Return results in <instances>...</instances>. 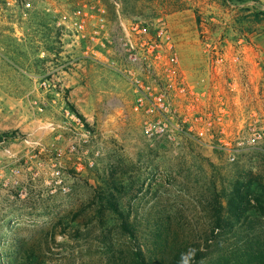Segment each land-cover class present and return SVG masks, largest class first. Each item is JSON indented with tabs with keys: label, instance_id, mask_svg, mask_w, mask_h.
Instances as JSON below:
<instances>
[{
	"label": "rangeland",
	"instance_id": "obj_1",
	"mask_svg": "<svg viewBox=\"0 0 264 264\" xmlns=\"http://www.w3.org/2000/svg\"><path fill=\"white\" fill-rule=\"evenodd\" d=\"M25 1L32 4L26 15L21 7L0 6V136L13 133L0 143V159L13 156L22 170L16 189L0 191L1 261L19 253V259L28 255L33 264H137L139 248L148 256L151 249L143 240L131 243L117 216L97 200L108 180L122 186L115 194L126 214L142 221L144 231L145 218L152 226L171 217V229L203 238L211 228L213 184L219 193L236 178L256 177L264 184V153L248 151L231 163L228 155L187 139L149 141L128 83L105 66L83 60L72 34L57 30L47 13L54 6L72 12L102 5L113 22L117 11L130 22H164L182 68L198 90L206 77L205 37L253 42L263 75L262 95L264 23H255L250 15L264 10V0H237L227 7L217 0H18L16 6ZM42 23L47 24L45 31ZM38 32L49 34L45 43L51 51ZM43 51L48 57L37 68L33 64ZM42 80L46 88L40 87ZM67 103L84 118L82 129L66 117ZM85 133H90L87 140ZM60 148L67 192L52 182L55 150ZM90 162L94 168L87 166ZM76 165L85 170L77 171ZM262 231L264 219H258L251 235L245 225L220 242L244 248L246 235L254 239Z\"/></svg>",
	"mask_w": 264,
	"mask_h": 264
},
{
	"label": "built area",
	"instance_id": "obj_2",
	"mask_svg": "<svg viewBox=\"0 0 264 264\" xmlns=\"http://www.w3.org/2000/svg\"><path fill=\"white\" fill-rule=\"evenodd\" d=\"M17 4L18 0H0V6L21 7L24 15L32 9L31 2ZM47 13L57 30L72 34L83 60L105 66L128 83L149 141L187 139L228 155L231 163L248 151L264 153V92L259 95V54L253 42L205 37L206 77L201 80L204 88L198 90L189 82L174 36L164 22H130L119 11L113 22L102 5L79 6L72 12L54 6ZM47 57L41 52V59ZM40 87L46 88L47 82L42 80ZM64 112L84 127L78 116L67 108ZM89 135L82 134L86 140ZM75 149L71 147L72 152ZM55 152L57 170L52 182L67 192L61 164L65 153L61 148ZM5 157L0 159V191L9 193L20 185L22 170L13 156ZM87 166L94 168V163ZM74 167L85 170L83 165Z\"/></svg>",
	"mask_w": 264,
	"mask_h": 264
},
{
	"label": "trees",
	"instance_id": "obj_3",
	"mask_svg": "<svg viewBox=\"0 0 264 264\" xmlns=\"http://www.w3.org/2000/svg\"><path fill=\"white\" fill-rule=\"evenodd\" d=\"M217 1L222 7L238 2L237 0ZM245 11L251 13L250 9ZM250 18L257 24H263L264 10H255ZM41 27L45 31L47 24L42 23ZM38 34L42 35L40 39L47 52L51 51L52 48H46L47 38H50L49 34L44 33L43 35L39 32ZM44 61L46 60L41 59L38 52L37 60L34 62L36 64L33 66L38 68V64ZM66 106L71 113L85 122L73 105L67 103ZM12 134L3 133L0 136V143L5 139H12ZM104 185L98 192L97 200L108 206L117 216L116 221L120 229L128 236L131 243H137L142 239L147 248L151 249L148 251V256H145L140 248L138 249L135 253L137 264H264V231L254 239L249 236L255 232L257 220L264 219V184L259 178H249V176L236 178L229 189L221 193L215 184H213L214 187H210L212 198L209 207L212 212L208 218L211 221V228L205 232L204 238L171 229L169 225L172 223L171 217L165 221H155L152 226L150 222L153 221L145 218V226L148 228L144 231L142 221L133 218L131 214H126L119 201L120 198L115 194H120L122 186H118L113 180L105 181ZM245 225L249 227L251 233L246 235L247 243L244 248L222 246L220 240L231 234L237 235L239 229L245 228ZM18 254L11 258V261L0 260V264H33L30 256L24 255L25 258L21 260ZM2 259L8 258L2 256Z\"/></svg>",
	"mask_w": 264,
	"mask_h": 264
},
{
	"label": "crops",
	"instance_id": "obj_4",
	"mask_svg": "<svg viewBox=\"0 0 264 264\" xmlns=\"http://www.w3.org/2000/svg\"><path fill=\"white\" fill-rule=\"evenodd\" d=\"M260 36H261V35H260ZM260 38H261L260 41H261L262 47H263V49H264V36H261ZM262 74H264V72H263ZM262 76H263V75H261V77H262Z\"/></svg>",
	"mask_w": 264,
	"mask_h": 264
}]
</instances>
